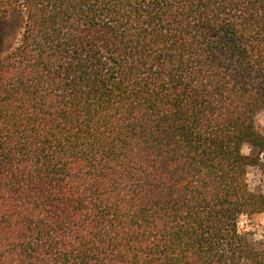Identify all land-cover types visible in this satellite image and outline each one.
Wrapping results in <instances>:
<instances>
[{
	"label": "trees",
	"instance_id": "obj_1",
	"mask_svg": "<svg viewBox=\"0 0 264 264\" xmlns=\"http://www.w3.org/2000/svg\"><path fill=\"white\" fill-rule=\"evenodd\" d=\"M21 11L0 264H264L239 226L264 212V0H0Z\"/></svg>",
	"mask_w": 264,
	"mask_h": 264
},
{
	"label": "rangeland",
	"instance_id": "obj_2",
	"mask_svg": "<svg viewBox=\"0 0 264 264\" xmlns=\"http://www.w3.org/2000/svg\"><path fill=\"white\" fill-rule=\"evenodd\" d=\"M24 22V12H18L9 15L0 20V55H5L19 41ZM257 120L264 130V111L257 114ZM243 152L251 153V148L245 146ZM263 165L252 166L248 170V183L253 191L264 193V156ZM239 226L241 230L251 232L256 240L264 239V212L255 216H243L240 219Z\"/></svg>",
	"mask_w": 264,
	"mask_h": 264
}]
</instances>
